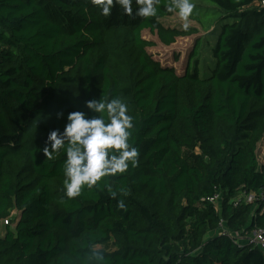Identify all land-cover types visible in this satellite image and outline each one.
<instances>
[{
  "label": "trees",
  "instance_id": "1",
  "mask_svg": "<svg viewBox=\"0 0 264 264\" xmlns=\"http://www.w3.org/2000/svg\"><path fill=\"white\" fill-rule=\"evenodd\" d=\"M207 1L218 18L193 12L208 33L177 72L142 35L169 45L198 32L161 22L175 13L168 0L147 18L119 6L104 17L90 0H0V264H264V251L229 234L264 235V0ZM114 97L133 117L139 164L68 198L65 151H40L47 133L71 111L95 115L86 100ZM237 190L255 200L235 206Z\"/></svg>",
  "mask_w": 264,
  "mask_h": 264
},
{
  "label": "clouds",
  "instance_id": "2",
  "mask_svg": "<svg viewBox=\"0 0 264 264\" xmlns=\"http://www.w3.org/2000/svg\"><path fill=\"white\" fill-rule=\"evenodd\" d=\"M90 3L104 17L111 14L114 6H119L129 17L147 18L157 15L161 0H90ZM165 7L183 21L184 30L189 29V18L196 7L192 0H168ZM85 106L95 115L89 117L79 110L69 112L63 130H50L40 149L48 159L62 149L65 151L63 185L68 198L78 197L84 187L97 186L105 176L126 173L130 166L135 168L139 164V150L129 143L134 124L127 103L119 97L93 98L86 100ZM61 115L57 113L58 118ZM111 196L115 198L117 192H111ZM117 207L125 209L126 205L119 200Z\"/></svg>",
  "mask_w": 264,
  "mask_h": 264
},
{
  "label": "rangeland",
  "instance_id": "3",
  "mask_svg": "<svg viewBox=\"0 0 264 264\" xmlns=\"http://www.w3.org/2000/svg\"><path fill=\"white\" fill-rule=\"evenodd\" d=\"M192 2L196 5L193 12L202 13L203 11H206L208 15H204L203 17L208 21H210V24H215V20L218 18L219 13L215 12L213 13V7L215 5L207 0H192ZM203 18V19H204ZM161 22L165 26L170 27H177L181 28L183 21H181L176 13H173L172 15L165 16L160 19ZM204 22V24H201L197 20H194L192 18H189V24L190 26L197 27L198 32L192 35L188 36H179L175 39V41L169 45H166L160 41L156 33L150 32L148 29H145L142 31L143 37H145L148 40H152L154 44L147 48V50L152 54V56L159 60L161 64L163 65H171L174 66V68L177 70V72H182L187 61H188V54L190 53L193 44L196 40V38H201L202 36L206 35L208 33V26L209 22ZM227 22H231V18L227 19ZM216 30H219L218 25H215ZM214 34V33H212ZM210 33V35H212ZM208 34L207 37L212 40V37ZM200 52V65L201 68L204 67V65L211 62V54H210V45L202 40V44L199 48ZM209 72V70L201 71L202 75ZM257 156L258 161L261 165L264 166V138H262L261 141L257 144ZM235 196L232 198H239L240 203H246V199L249 197V192H246L245 194L239 190L235 192ZM219 205V204H218ZM19 217V211L17 209L12 208L10 210V215L7 217L9 220L8 225L13 227ZM4 224L5 220L0 221V235L4 232ZM222 228L227 230H232L225 225V220L223 221ZM219 231V229H217Z\"/></svg>",
  "mask_w": 264,
  "mask_h": 264
},
{
  "label": "built area",
  "instance_id": "4",
  "mask_svg": "<svg viewBox=\"0 0 264 264\" xmlns=\"http://www.w3.org/2000/svg\"><path fill=\"white\" fill-rule=\"evenodd\" d=\"M264 4V1H263ZM244 194L246 193L245 191H241ZM220 197H219V193L217 192L216 194H214L212 197H210V200L215 204L218 205L220 202ZM255 200V195L253 194V192H249V197L248 199H246V203L247 202H251ZM231 201L233 202V204L236 206L238 204H240V199L239 198H232ZM6 221V220H5ZM223 220L221 219L220 223H219V227H220V231L224 232L226 231V229L222 228L223 225ZM229 234L233 235L237 240H239L240 242H244L247 244H252L258 248H260L262 251H264V235H263V230L262 229H253L250 232H240L238 230L236 231H230Z\"/></svg>",
  "mask_w": 264,
  "mask_h": 264
}]
</instances>
